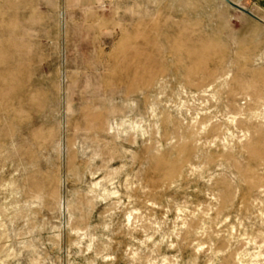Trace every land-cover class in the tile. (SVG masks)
<instances>
[{"label":"rangeland","instance_id":"rangeland-1","mask_svg":"<svg viewBox=\"0 0 264 264\" xmlns=\"http://www.w3.org/2000/svg\"><path fill=\"white\" fill-rule=\"evenodd\" d=\"M0 264H264V25L0 0Z\"/></svg>","mask_w":264,"mask_h":264},{"label":"water","instance_id":"water-1","mask_svg":"<svg viewBox=\"0 0 264 264\" xmlns=\"http://www.w3.org/2000/svg\"><path fill=\"white\" fill-rule=\"evenodd\" d=\"M227 4H229L231 7H233L234 9L238 10L239 12L251 17L252 19L257 20L256 16L254 14H252L251 12H249L248 10H246L245 8L235 4L233 1L231 0H225Z\"/></svg>","mask_w":264,"mask_h":264},{"label":"crops","instance_id":"crops-1","mask_svg":"<svg viewBox=\"0 0 264 264\" xmlns=\"http://www.w3.org/2000/svg\"><path fill=\"white\" fill-rule=\"evenodd\" d=\"M87 1H91V0H81L82 3H86ZM232 1L241 2L242 4L243 3L253 4L255 6L260 7L262 10H264V0H232Z\"/></svg>","mask_w":264,"mask_h":264},{"label":"bare ground","instance_id":"bare-ground-1","mask_svg":"<svg viewBox=\"0 0 264 264\" xmlns=\"http://www.w3.org/2000/svg\"><path fill=\"white\" fill-rule=\"evenodd\" d=\"M225 3H226V1L225 0H223ZM227 4V3H226ZM236 4V3H235ZM227 5H229V4H227ZM238 5V4H237ZM230 6V5H229ZM231 7V6H230ZM233 8V7H232ZM238 11V10H237ZM247 16V15H246ZM249 17V16H248ZM251 18V17H250ZM256 18H257V20H255V19H253L254 21H256L257 23H259V24H261V25H264V21L263 20H261L260 18H258L257 16H256ZM215 132H218L217 130L215 131Z\"/></svg>","mask_w":264,"mask_h":264}]
</instances>
